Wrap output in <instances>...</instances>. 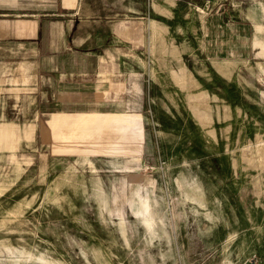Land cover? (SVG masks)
<instances>
[{
  "label": "rangeland",
  "instance_id": "rangeland-1",
  "mask_svg": "<svg viewBox=\"0 0 264 264\" xmlns=\"http://www.w3.org/2000/svg\"><path fill=\"white\" fill-rule=\"evenodd\" d=\"M112 1L144 136L61 156L4 83L0 264H264V0Z\"/></svg>",
  "mask_w": 264,
  "mask_h": 264
},
{
  "label": "crops",
  "instance_id": "crops-1",
  "mask_svg": "<svg viewBox=\"0 0 264 264\" xmlns=\"http://www.w3.org/2000/svg\"><path fill=\"white\" fill-rule=\"evenodd\" d=\"M111 4L0 0V87L7 82L19 100L35 102L42 111L41 134L65 148L61 156L78 155L89 141L123 146L145 133L140 113L130 112L135 99L128 55L114 47L112 37H99L108 30L112 35L113 23L107 16L85 15Z\"/></svg>",
  "mask_w": 264,
  "mask_h": 264
}]
</instances>
